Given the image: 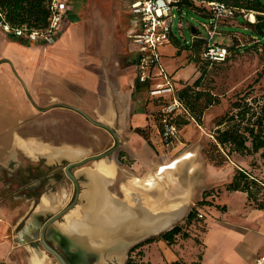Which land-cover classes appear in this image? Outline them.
I'll return each mask as SVG.
<instances>
[{"label": "crops", "instance_id": "1", "mask_svg": "<svg viewBox=\"0 0 264 264\" xmlns=\"http://www.w3.org/2000/svg\"><path fill=\"white\" fill-rule=\"evenodd\" d=\"M70 7L73 22L52 46H23L21 41L0 30V154L9 146V152L19 151L32 165L41 161L52 169L49 163L71 164L98 156L96 152L104 154L114 149L111 156L94 162L95 170L83 166L77 170L91 180L98 168L109 166L115 172L116 166L112 185L117 182L119 172L125 178L121 185L131 179V186L136 190L133 200L139 202L142 196L145 202L141 207L149 205L151 211L173 217L158 232L170 230L185 216L191 201L190 187L178 175L182 167L188 174L197 169V149H185L182 142L193 133L186 131L191 126L180 128L175 149L164 147L156 117L158 104L148 99L147 86L136 81L137 50L129 38L137 26L130 10L126 36L116 34L110 23L103 36L78 38V34L68 32L69 28L77 30L74 0ZM168 52V46L160 51L166 71L180 68L182 63L194 67L188 62L187 52L177 53L175 49L167 57ZM181 83L189 81H181L180 86ZM80 114L108 128L111 134L93 126ZM77 123L82 128L79 130L89 134V140L82 143L78 140L81 135L77 134ZM46 153L57 155L61 160L49 162ZM77 153H81L79 160L75 159ZM85 176L81 178L85 180ZM188 193L189 203L184 201ZM46 195L55 196L54 193ZM156 196H161L165 207L151 204ZM238 200V208L232 209L231 203ZM216 203L225 212L213 213L206 232L198 240L200 245L192 253L200 258L178 254V248L185 245L178 240L170 247L159 241L151 246L154 251L148 254L151 264H255L259 259L264 260V212L250 208L246 195L239 192H224ZM161 221L154 222L153 227ZM186 245L193 249L190 244Z\"/></svg>", "mask_w": 264, "mask_h": 264}, {"label": "rangeland", "instance_id": "2", "mask_svg": "<svg viewBox=\"0 0 264 264\" xmlns=\"http://www.w3.org/2000/svg\"><path fill=\"white\" fill-rule=\"evenodd\" d=\"M129 3L130 0H74L73 17L76 20L74 28L77 30L69 28L68 32L69 34H78L76 36L78 38L103 36L106 33L107 25L111 23L115 28L116 34L126 36L130 28L128 17ZM249 17L251 16H244L243 20L251 22L249 21ZM205 23H207L206 20L190 12L182 13L181 18L176 14L172 32L182 46L186 44L188 46L191 42V30L197 31L203 37L206 36V32L202 28V24ZM237 27L238 25L234 23H227L225 27L220 26L219 34L212 41L213 44L218 46L232 47L234 45L236 47L237 50L233 51L226 62L204 65L200 63L198 55L197 57H191L190 53H187L188 62H196L194 67L182 63L179 64V66L181 65L180 68H175L174 70H170V72L166 71L172 76L177 87H180L181 81H189L188 85L192 86L195 81L199 80V86L194 89V92L202 94V97L197 102L196 107L198 109L203 106L206 100L217 101L216 104L202 112L200 123H197L195 117L193 118L194 122H188V125L191 127L186 131L188 133L193 132L189 135L190 137L183 138L181 135L185 149H197V158L195 160L197 169L192 174H188L186 169L182 167L178 174L180 179L190 187L191 201L189 203L190 195L188 193L187 198L184 200L189 203L186 214L171 227L179 226L182 230L181 235H179L176 241L178 240L181 244L185 245H181V248H178L177 252L185 256L200 258L199 255L196 256L192 252H195V248L200 245L198 240L206 232L208 222L212 219L213 213L225 212V208L222 205H218L216 201L219 195L225 192V185L231 182L235 169H244L251 172L256 178L264 179V161L260 157L261 153L243 158L231 154L227 160V164L222 168L214 167L206 158L209 145L214 143L213 132L215 130V121L224 115L231 103L244 96L250 100L255 99L260 103H264V45L253 44L250 39V33L242 35L247 34V32ZM230 34H239V36L235 37ZM175 49L174 45H168L169 52L166 54L167 57L175 53ZM21 124V128H23L25 126L24 120H22ZM76 125L78 129L77 134L81 135V138L78 137V140L81 143L89 140V134L84 133V130H79L82 128H80L78 123ZM185 133H183V136ZM9 148L8 146L5 153L0 154V262L7 264L8 258H11L14 262L13 264H30V259L32 263L33 254L30 253L29 246L24 248L16 242V238L19 237L18 232L28 222L33 223L34 220L32 218L35 216H37L35 225L41 227L49 216H54L67 208L72 203L74 187L63 172L67 163H63L62 161L49 163L53 167L52 169L47 168L48 165L43 164L41 161L36 165H32L28 159L21 156L19 151L11 153L8 151ZM14 149L16 148L14 147L12 150ZM95 154L101 155L99 152ZM80 156L81 153H77V158L75 159L79 160ZM64 159L73 160L72 157H64ZM253 163L255 167H251ZM96 165L94 163H87L83 167H94L93 169L95 170ZM100 171L101 169L98 168L94 175L99 176ZM70 173L78 180L81 194L72 212L53 224L56 232H59L65 238L68 237L66 235L71 233L69 228L70 222L78 219L77 217L81 216L84 210L90 208L88 195L91 193L89 188L91 180L77 169L71 170ZM43 174L45 175L44 178H42ZM115 174L116 166L113 180L103 187L106 193L110 195L111 203L116 202L124 210L133 208V210L128 209L127 211L137 212L141 210L139 211L140 214L146 212V210L144 211L145 207L136 206L143 205L145 202L142 200V196H140V200L137 203L133 200L132 195L136 193V190L131 186V179L127 184L121 185L125 178L119 172L117 182L112 185ZM81 176H85V180ZM226 179L229 180L225 181ZM100 180L102 181V177H98L97 181L99 182ZM120 185L123 196L120 192ZM47 193H54L55 196L46 195ZM160 199L161 196H156L155 202H151V204L158 208L165 207V204ZM239 204L240 200L233 201L231 208H238ZM134 208L136 209L134 210ZM190 211L195 212L193 224H187L186 221L187 214ZM197 214H201L203 219H197ZM167 231L169 229L164 232ZM182 235L187 236V238H183ZM73 236L72 238H74ZM147 237H145L147 239H142H145L144 241L140 240L136 242L137 244L130 245L129 249L121 250L126 256L125 262L129 259L136 264H151L150 260H148V254L154 251L151 246L157 244L159 241L156 239L158 237L156 235H148ZM150 239H155V241L144 244L139 249L130 252L133 247L143 244ZM72 240L74 244L76 242L79 243L75 238ZM91 243L95 246L94 242ZM187 243L193 249H190L186 245ZM92 244L85 243L88 246ZM173 244L175 245V243ZM53 245L55 248L57 247L56 243H53ZM110 246L100 249L94 247L92 249L100 250L98 251V255L106 262L107 255L109 256V251L112 249ZM38 249L34 251L46 257L47 262L45 264H58L52 258L46 256L40 247ZM85 249L89 250L88 248ZM104 250L108 251L105 252ZM70 251L78 253L76 249L71 248ZM90 253L89 256H87L88 254H83L84 257L91 258L90 260L88 259L87 264H97L98 255L95 254V251ZM79 254L82 256V253ZM105 264L111 263L106 262Z\"/></svg>", "mask_w": 264, "mask_h": 264}, {"label": "trees", "instance_id": "3", "mask_svg": "<svg viewBox=\"0 0 264 264\" xmlns=\"http://www.w3.org/2000/svg\"><path fill=\"white\" fill-rule=\"evenodd\" d=\"M177 1L176 8L179 18L182 13L190 12L198 17L208 21L211 14L202 6H197L194 2H218L229 7L234 12L232 20L220 23L224 26L227 23L237 24L239 28L250 33V39L255 45H264V0H174ZM49 0H0V13L3 20L12 28H26L30 31H41L48 27ZM254 22L243 21L239 22L240 18L244 16H252ZM237 27V28H238ZM226 34V33H225ZM232 36H239V34H230ZM23 46H27L23 42H19ZM171 44L177 49V53L185 51L190 53L191 57L199 58L200 52L204 44V38L197 31L192 32L191 42L187 46H182L180 41L173 37ZM229 55L226 61L230 58L236 47H226ZM191 59V58H190ZM200 61V59H199ZM225 61V62H226ZM191 62V61H190ZM194 65L196 62H191ZM201 64L209 65L201 62ZM199 86V80L195 81L192 86L188 83H181L177 87L176 96L183 103L185 108L189 111L192 118L195 117L197 123H200V116L202 112L208 107L217 103L216 100H206L203 106L198 109L197 102L202 97L200 92H194V89ZM196 103V104H194ZM194 115V116H193ZM178 127L188 125V121L179 120ZM215 130L213 132L214 143L209 145L206 158L216 168H222L227 164V160L231 154H235L241 158L254 156L258 153L264 161V103H260L255 99H248L246 96L239 98L229 105L228 110L223 116L215 121ZM251 167H255L254 163ZM224 191L226 193H243L246 195L247 205L253 210L264 212V179H258L251 172L244 169H235L231 182L225 185ZM197 218V215H196ZM195 220V212L190 211L187 214V224H193ZM181 228L179 226L173 227L167 232H163L156 239L164 242L167 246L175 243V240L181 235ZM187 238V236H183ZM155 239H150L133 247L130 252L142 247L144 244L154 242ZM125 264H136L129 259ZM182 264V263H172Z\"/></svg>", "mask_w": 264, "mask_h": 264}, {"label": "built area", "instance_id": "4", "mask_svg": "<svg viewBox=\"0 0 264 264\" xmlns=\"http://www.w3.org/2000/svg\"><path fill=\"white\" fill-rule=\"evenodd\" d=\"M72 1L49 0L48 27L45 30L28 32L24 27L12 28L4 22L1 13L0 30L27 46H52L73 22L70 9ZM176 3L174 0H130L129 3L130 14L137 26L136 32L129 38L137 50L136 81L139 85L147 86L148 99L158 104L156 117L160 137L168 150L175 149L178 143V121L194 122L189 111L177 98V86L161 62V49L170 45L175 37L172 27L178 14ZM194 4L204 7L211 14L207 23L202 24L206 36L203 37L200 61L209 65L224 63L229 55L227 48L215 45L212 41L219 34L220 23L232 20L234 12L215 1ZM197 219H203V216L197 214ZM263 261L259 259L255 264H262Z\"/></svg>", "mask_w": 264, "mask_h": 264}, {"label": "bare ground", "instance_id": "5", "mask_svg": "<svg viewBox=\"0 0 264 264\" xmlns=\"http://www.w3.org/2000/svg\"><path fill=\"white\" fill-rule=\"evenodd\" d=\"M249 18V21H254L253 15ZM52 155V153H46L45 156L50 159V162L52 159H59L57 155H55L56 157H53L54 155ZM94 174L95 172L91 175L92 181L89 184L91 193L88 195V204L90 205V208L84 210L83 214L77 217L78 219H74L70 222V232L74 235L76 241L81 244H85L89 241L94 242L95 246L99 249L111 245L110 247L112 249L109 251V256L107 255L106 262L111 264H122L125 259V254L122 252L124 249H127L130 245L142 240L148 235H156L158 231L165 229L166 226L171 223L173 217L167 218L154 209L151 211L150 208H148L149 205L145 207L148 209V212L141 214L139 213L141 210L132 212V208H128L131 209L129 211H127L128 209L124 210L120 208L116 202L111 203L110 195H108L106 190L103 189L104 185L109 184L113 179V168L108 166L107 168H104V170L101 169V176H95ZM98 177H102V181L100 180L98 182ZM135 202L137 201L135 200ZM136 206L140 207L141 205ZM142 206H144V204ZM135 209L136 208H134V210ZM160 219L162 221L153 227V223ZM92 245L94 246V244ZM80 246L81 245L77 247ZM104 251L106 252L108 250ZM31 253L33 254L32 264H45L47 262L46 257L40 255V253L38 254L36 251H31ZM97 257V264L106 263L99 255Z\"/></svg>", "mask_w": 264, "mask_h": 264}, {"label": "flooded vegetation", "instance_id": "6", "mask_svg": "<svg viewBox=\"0 0 264 264\" xmlns=\"http://www.w3.org/2000/svg\"><path fill=\"white\" fill-rule=\"evenodd\" d=\"M68 165V164H67ZM66 165V166H67ZM65 166V167H66ZM64 167V169H65ZM64 172V170H63ZM65 174V172H64ZM66 176V175H65ZM67 177V176H66ZM72 183V182H71ZM73 185V184H72ZM74 187V186H73ZM75 187H74V197H73V200H72V203L75 199ZM80 196V195H79ZM71 203V204H72ZM70 204V205H71ZM69 205V206H70ZM68 206V207H69ZM66 209V208H65ZM63 211V210H62ZM72 211H70L69 213H71ZM68 213V214H69ZM67 214V215H68ZM36 217H33L32 219L34 220V222H28L19 232V237L16 238V242H18L20 245H22V247L26 248L29 246V251L31 253V251H34V250H37L39 247L43 250V252L45 253L46 256H49L50 258H52L56 263L57 260L48 252L45 251V249L42 247L41 245V242H40V232H41V229L43 227V225L53 216H49V218L42 224L41 227H38L37 225H35V221H36ZM52 226V225H51ZM47 227L44 231V234H43V239L46 243V245L51 248L53 251H55L62 259L63 261L66 263V264H87V261L88 259L90 260L91 258H88L87 256H81L79 253L77 252H71L70 249H71V246H70V243L68 242V240L62 235V234H59V232H56L55 230V227L54 225L51 227ZM16 234V235H18ZM15 235V236H16ZM72 233H69V235H66L70 238V240L72 241L73 243V240L74 238H72ZM74 237V236H73ZM148 238V237H147ZM145 238V239H147ZM51 239V240H50ZM53 243H56L57 244V247L55 248ZM74 244V243H73ZM81 245L80 247L82 248H88L89 250L88 251H95V254L97 255L98 251L95 250V249H92L96 246H93V245H86L85 244H81V243H75L74 245ZM86 244H92L90 241L89 242H86ZM137 244V243H135ZM134 245V244H133ZM131 245V246H133ZM17 246V245H16ZM39 246V247H38ZM130 246V247H131ZM19 247V246H17ZM21 247V246H20ZM129 247V248H130ZM128 248V249H129ZM39 250V249H38ZM125 259H126V256H125ZM125 262V260H124ZM123 262V263H124ZM14 262L11 260V258H8L7 260V264H13ZM122 263V264H123ZM126 263V262H125ZM0 264H2L0 262ZM30 264L31 263V259H30Z\"/></svg>", "mask_w": 264, "mask_h": 264}, {"label": "water", "instance_id": "7", "mask_svg": "<svg viewBox=\"0 0 264 264\" xmlns=\"http://www.w3.org/2000/svg\"><path fill=\"white\" fill-rule=\"evenodd\" d=\"M243 18H240L239 19V22H243ZM81 115V114H80ZM85 120H87L90 124H92L93 126H96L98 128H102L104 130H106L107 132L110 133V130L108 128H105L104 126L102 125H99L93 121H91L89 118H87L86 116H84L83 114L81 115ZM111 134V133H110ZM115 152L114 149L104 153V154H101V155H98V156H94V157H90V158H87V159H84L80 162H75V163H71V164H68L65 169H64V172H65V175L67 176V178L72 182L73 186L75 187V199L73 201V203L67 207L66 209H64L63 211L57 213L56 215H54L53 217H51L42 227L41 229V232H40V242H41V245L42 247L45 249L46 252L50 253L58 262V264H66L63 259L55 252L53 251L51 248H49L44 239H43V234H44V231L47 227L55 224L59 219L63 218L68 212H70L76 205L78 199H79V195H80V189H79V184L76 180V178L70 173L71 170L73 169H77V168H80L82 166H84L85 164L87 163H94V162H98L102 159H105L109 156H111L113 153ZM160 234H162V232H158L156 233V236H159ZM66 239L68 240V242L70 243V246L72 249H76L78 250V253H82V255H89L91 254L90 252L92 251H87L86 249L82 248V247H77V246H74V244L72 243V241L70 240L69 237H66Z\"/></svg>", "mask_w": 264, "mask_h": 264}]
</instances>
